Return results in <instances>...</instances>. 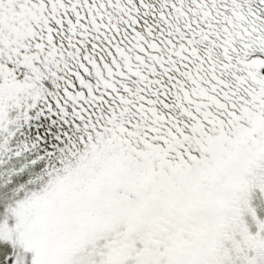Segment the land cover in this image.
Wrapping results in <instances>:
<instances>
[{"label": "snow or ice", "instance_id": "1", "mask_svg": "<svg viewBox=\"0 0 264 264\" xmlns=\"http://www.w3.org/2000/svg\"><path fill=\"white\" fill-rule=\"evenodd\" d=\"M0 264H264V0H0Z\"/></svg>", "mask_w": 264, "mask_h": 264}]
</instances>
